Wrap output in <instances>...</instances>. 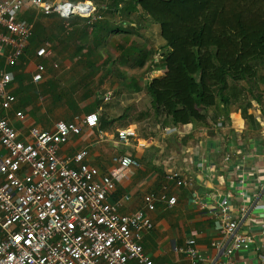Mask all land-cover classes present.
Instances as JSON below:
<instances>
[{"label": "crops", "instance_id": "0c3cea01", "mask_svg": "<svg viewBox=\"0 0 264 264\" xmlns=\"http://www.w3.org/2000/svg\"><path fill=\"white\" fill-rule=\"evenodd\" d=\"M102 8L114 14L105 17V23L108 22L109 25L100 33L91 28V24L97 20L88 23L86 19L74 17L64 22L56 15L43 18L45 23L57 28H46L45 39L52 40L56 37L57 40L61 36L62 42L69 44L68 46H78L77 50L82 47L72 58L76 67L73 70L63 69L61 72L54 70L49 65L50 60L41 61L34 57L35 50L44 44L43 40L37 42L40 44L37 48L32 49L30 45L21 63L15 70H11L14 81L9 89L16 102L10 111L0 113L6 116L21 134H26L31 127L51 131L58 121L69 123L76 117L82 118L90 113H97L98 126L94 129L83 126L79 135L70 137L60 147V153L73 155L80 150H87V162L97 168L100 174L107 173L113 166L112 159L116 156L124 154L138 160L140 168L132 170L128 179L119 183L109 198L110 202L115 203L128 196V200L122 201L119 206L121 214L140 210L143 206V196L150 191L161 189L165 184L164 176L167 170H181L190 178L192 186L176 190L173 183L169 184L170 195L176 197V204L171 208L158 205L154 212L149 213L154 229L143 235V249L152 256L153 264H190L189 259L176 253L175 248L183 247L190 237H194L198 252L204 257L213 258L215 251L211 248V242L220 236L210 211L215 209L218 198L222 195L230 197L234 215L241 205L237 191L242 188L250 199L264 204V101L260 104L251 101L246 115L233 108L227 119L219 116L216 122L210 121V127L197 124L172 126L165 116L159 113L139 119L142 112L151 110V100L145 91L146 83L163 76L166 70L162 66L153 70L150 68L149 57L136 56L128 50L134 46L139 48V51L145 50L151 30L154 34L156 31L158 35L157 47L163 48L165 43L160 36L159 26L150 23L145 16H140L142 23L137 24L139 19L134 21V16L121 14L123 8L126 10L125 5H119L116 12L111 9V5ZM38 14L32 9H27L21 13L20 18L24 20L22 15H27L32 19V15ZM117 17L122 18L120 23L123 27L130 26L135 29L130 33V29L118 26V29L124 32L112 33L111 30L116 29L114 26ZM30 24L34 25V22ZM86 24H89L91 30L86 31ZM114 34H118L120 41L124 40V43L116 40L113 49H117V52L107 54L96 50L100 43L102 47L105 41L109 44ZM136 37L145 40L140 44L134 40ZM69 56L72 57V54H68ZM162 56L163 53H160L159 59L155 58V54L152 57L154 62L159 64ZM38 62L49 66H46L42 81L34 84L32 77ZM109 62H114L117 67L111 70L102 67L108 66ZM69 78L77 85L76 90L69 91ZM38 86L41 95L36 94ZM106 95H109V100L102 101L101 97ZM19 111L26 117L22 123L14 117ZM122 116L123 119L119 120ZM212 116L213 112L210 111V117ZM129 126L134 127L136 131L140 126H144L154 134L148 132L138 136L137 133L131 145L121 146L116 133ZM237 152L240 154L236 155ZM5 154L0 148V156ZM226 156L230 157L227 162ZM236 165L241 166L243 174L249 173L252 178L246 181L244 186L238 185L242 174L236 171ZM198 201L205 203L208 209L199 208ZM263 216L264 212L249 209L248 220ZM242 231L250 232L251 227L246 224ZM233 258L236 261H249L250 264H261L259 255L254 251L236 253Z\"/></svg>", "mask_w": 264, "mask_h": 264}, {"label": "built area", "instance_id": "2783aa9c", "mask_svg": "<svg viewBox=\"0 0 264 264\" xmlns=\"http://www.w3.org/2000/svg\"><path fill=\"white\" fill-rule=\"evenodd\" d=\"M27 9L44 17L56 15L65 22L74 17L88 23L98 19L97 8L90 1L0 0V111H10L16 102L9 89L14 81L10 69L21 63L33 36V24L20 18ZM34 57L51 62V45L44 43ZM51 67L60 68L57 63ZM61 67L69 69L70 64L64 61ZM45 73L46 65L38 62L32 82L40 83ZM101 99L106 102L109 95ZM14 117L21 123L26 118L21 111ZM98 122V114L90 113L69 123L58 121L51 131L31 127L21 134L0 113V148L6 153L0 156V264H153L142 246L143 235L154 229L149 213L158 205L171 208L176 204L170 183L182 190L191 187L192 181L181 170L169 169L161 189L143 196L140 210L121 214L119 206L128 196L115 203L109 198L132 170L140 168L138 160L124 154L116 156L107 173L100 174L87 162V150L73 155L60 153V147L79 135L83 126L94 129ZM136 137L137 131L131 126L116 133L122 146L131 145ZM229 158L226 156V162ZM235 168L242 174L238 185L252 179L249 173H242L240 165ZM237 197L241 205L236 215L227 195L220 196L210 211L220 236L211 242L213 258L198 252L194 237L175 248L176 253L185 255L190 264H250L233 257L254 251L264 264V216L248 220L249 209L264 212V204L250 199L243 188ZM197 205L208 209L203 202ZM246 224L250 232L242 231Z\"/></svg>", "mask_w": 264, "mask_h": 264}, {"label": "trees", "instance_id": "16d2710c", "mask_svg": "<svg viewBox=\"0 0 264 264\" xmlns=\"http://www.w3.org/2000/svg\"><path fill=\"white\" fill-rule=\"evenodd\" d=\"M109 3L115 12L119 5H125L121 14L137 16V24L142 23L140 16H145L159 26L165 43L159 64L149 51L144 54L151 58L150 68L162 66L166 73L146 83L151 110L142 112L139 119L159 113L172 126L210 127L219 116L227 119L233 108L246 115L251 101L262 102L264 91L259 92V86L264 87V75L259 70L264 69V0H110ZM24 20L33 23L27 15ZM106 25L99 19L91 28L100 33ZM35 30L26 50L30 45L32 49L38 47L39 32ZM111 32L124 31L116 28ZM130 51L141 52L136 46Z\"/></svg>", "mask_w": 264, "mask_h": 264}, {"label": "rangeland", "instance_id": "374dc122", "mask_svg": "<svg viewBox=\"0 0 264 264\" xmlns=\"http://www.w3.org/2000/svg\"><path fill=\"white\" fill-rule=\"evenodd\" d=\"M52 2H60V1H90L91 3H93V5L99 9L98 13H97V17L100 16L101 17V20H104L105 22V17L107 16H110L109 13H107V11L102 7L106 6L108 7V5H110V0H51ZM24 18L26 17V15H22ZM43 18H46L42 15H37V16H34L32 15V20L34 22V29H36L35 31L39 32V40L42 39L43 40V43H49L51 45V49H52V52H53V58L51 59V62H49V65L51 66L52 63H57L60 68L57 69L59 72H61V70L65 69L63 67H61V63L64 62V61H67L69 64H70V69L73 70V68L76 67V65H74L73 63V56H74V53L76 54L78 51L80 50H77L78 46L75 47L73 45H70L68 46L69 44H65L62 42V40L60 39L61 36H59L56 40V37H54L52 40L51 39H45L47 37V34H46V28L50 29V28H55L57 29L54 25L52 24H49V23H45L44 22V19ZM48 18V17H47ZM98 20V19H97ZM132 20H137V18H132ZM122 21V18H115V22H116V26L114 25H111V26H114L115 28H118V26H121V28L123 29H130L129 32L131 33L132 30H134L135 28L134 27H130V26H127V27H123L122 24L120 23ZM107 22V21H106ZM108 23V22H107ZM109 24L106 25V27L108 26ZM85 29L86 31L87 30H91V28L89 27V24L85 25ZM59 28V26H58ZM150 36L149 39L147 40V44L145 45V50L142 49L140 53H136L134 52L133 55H136V56H140V55H144L147 51V49H150L151 51H149L154 57V54L156 55V59H159L158 55L160 53H163V50L162 48L160 47H157L158 45V42H157V39H158V35H156V31H155V34H154V31H150ZM74 37V36H73ZM72 37V38H73ZM71 38V39H72ZM157 38V39H156ZM120 37L118 36V34H114L112 37H111V41L109 42V44H107V41H105L104 44V47H102V44L100 43V45H98V47L100 46V48H96L99 49L100 51H103L105 53H112V52H117L118 50L117 49H113V47H115L114 45L117 43L116 40L120 41ZM127 42L129 43V37L127 36ZM134 40L136 41H139V43L143 40H145V38H142V37H136L134 38ZM62 44V46L59 44ZM120 42H123L124 43V40H121ZM141 44V43H140ZM40 44H38L39 46ZM81 47V46H80ZM138 47H141V45H138ZM157 47V48H156ZM71 48V49H69ZM82 48V47H81ZM147 48V49H146ZM68 54H72V57H68ZM149 56V55H148ZM145 57V55H144ZM62 58H65V59H62ZM151 58H149L150 60ZM48 64H46V66H49ZM103 68L105 67H108L110 70L117 67V65H115V63L113 62H109L108 66L106 65H102ZM135 67V66H134ZM102 68V69H103ZM137 68V67H136ZM154 70V69H153ZM66 71V70H65ZM70 71V70H69ZM67 72V71H66ZM259 74L260 75H264V69H260L259 70ZM68 86H69V91H72L73 89L76 90L77 89V85L73 84L72 81L70 80L69 78V83H68ZM58 87V86H57ZM264 87L263 86H260L259 87V92L261 91H264L263 90ZM57 91V90H55ZM254 93L257 95L258 93V90H255ZM264 93V92H263ZM36 94L38 95H41L42 92H41V89L39 88V86L36 88ZM262 101H264V94L261 98ZM149 131L147 130V128H145L144 126H140L138 129H137V133H138V136H143L145 135V133H148ZM149 134H154L152 132H149ZM122 146V145H121ZM121 148V147H120Z\"/></svg>", "mask_w": 264, "mask_h": 264}]
</instances>
